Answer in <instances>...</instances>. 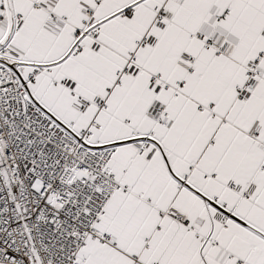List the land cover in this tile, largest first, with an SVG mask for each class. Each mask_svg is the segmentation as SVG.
Here are the masks:
<instances>
[{
	"label": "snow or ice",
	"instance_id": "6c2138e0",
	"mask_svg": "<svg viewBox=\"0 0 264 264\" xmlns=\"http://www.w3.org/2000/svg\"><path fill=\"white\" fill-rule=\"evenodd\" d=\"M0 264H264V0H0Z\"/></svg>",
	"mask_w": 264,
	"mask_h": 264
}]
</instances>
